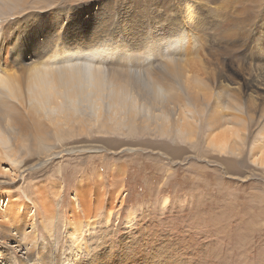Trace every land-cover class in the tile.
I'll list each match as a JSON object with an SVG mask.
<instances>
[{
    "label": "bare ground",
    "instance_id": "obj_1",
    "mask_svg": "<svg viewBox=\"0 0 264 264\" xmlns=\"http://www.w3.org/2000/svg\"><path fill=\"white\" fill-rule=\"evenodd\" d=\"M141 1L119 6L117 16L111 2H98L88 6V16L79 24L64 23L59 14L50 24L37 11L17 18L16 11L26 12L23 0H0V52L1 46L7 51L0 55V176L12 178L40 165L43 157L54 154L53 143L65 130L82 135L98 125L100 130L112 126L121 135L175 138L196 153L202 142L204 151L240 157L249 141V163L264 169V52L256 65L258 74L257 69L221 63L219 54L214 55L216 32L230 35L240 27L242 19L232 23L231 15L233 6L243 14L245 1ZM199 51L212 52L211 59L201 60L200 75L191 73L188 65L189 55ZM124 146L121 152L141 150L134 144ZM28 153H35L36 160L18 168ZM257 173L250 167L244 178ZM2 198L8 210L0 213L6 218L17 207V198ZM49 207L42 221L47 238L39 236L31 214L24 221L15 219L13 227H0L6 239H1L0 264H165L155 251L125 240L111 252L104 248L94 253L82 226L93 228L96 221L89 220L95 214H85L83 207L82 214L66 220L75 252L72 258L63 257ZM9 243L14 246L8 248ZM15 249L21 252L17 257Z\"/></svg>",
    "mask_w": 264,
    "mask_h": 264
},
{
    "label": "rangeland",
    "instance_id": "obj_2",
    "mask_svg": "<svg viewBox=\"0 0 264 264\" xmlns=\"http://www.w3.org/2000/svg\"><path fill=\"white\" fill-rule=\"evenodd\" d=\"M23 1L26 12L21 16L19 10L16 11L17 18L35 15L37 11L45 14L50 24L58 14L64 23L79 24L83 22V15L88 16V6L111 2L117 16L119 6L134 0ZM244 1L243 14L238 15L235 10L241 9L233 6L235 14L231 15L232 23L242 19L244 24L232 27L235 30L230 35L216 32L214 55L219 54L220 62L225 60L233 68L241 65L244 69L256 70L259 55L264 52V0ZM124 20L120 27L124 26ZM1 48L0 55L4 57L7 51ZM210 53L192 52L188 60L190 72L200 75V62L211 59ZM260 72L256 70L257 74ZM114 129L108 126L100 130L98 125L82 135L65 130L62 139H55L53 143L54 154L43 157L40 165L26 171L22 169L12 178L1 175L4 184H0V212L6 204L2 197L9 199L14 195L18 202H14L17 207L11 215L7 212L4 218L0 213V227H13L15 219L24 221L34 215L39 236L47 238L42 221H45V207L51 206L55 221L60 220L59 224L54 221L59 237L58 251H62L63 257L72 258L75 248L67 235L66 220L76 212L82 214L83 207L85 214H95V219L89 220V223L96 221L93 228L82 226V233L94 253L104 248L111 252L125 240L138 248L155 251L165 264H264V169L249 163L252 147L249 141L242 155L235 157L204 151L202 142L197 145L196 153L187 143L175 138L152 137L150 133L141 135L139 132L121 135ZM252 131L255 137L256 128ZM131 144L141 150L121 152L124 145ZM180 148L185 149L184 154L180 153ZM65 149H74V152L63 151ZM36 158L35 153H28L18 168L28 159L27 162ZM250 167L259 173L245 179ZM107 215L109 221H106ZM129 215H132V224L128 226ZM82 221L84 225L85 220ZM1 239L0 234V246ZM48 243L52 246V242ZM13 246L9 243L8 248ZM150 251L148 253H152ZM12 252L14 256L21 254L16 249Z\"/></svg>",
    "mask_w": 264,
    "mask_h": 264
}]
</instances>
